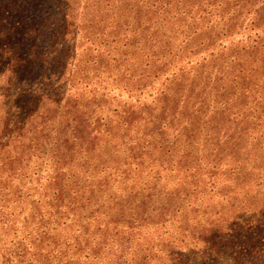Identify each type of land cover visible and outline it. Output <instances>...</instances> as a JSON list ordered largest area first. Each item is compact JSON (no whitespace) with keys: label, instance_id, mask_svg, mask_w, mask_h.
Listing matches in <instances>:
<instances>
[{"label":"rangeland","instance_id":"rangeland-1","mask_svg":"<svg viewBox=\"0 0 264 264\" xmlns=\"http://www.w3.org/2000/svg\"><path fill=\"white\" fill-rule=\"evenodd\" d=\"M73 135L90 156L64 183L100 179L141 264H264V0H0V196L21 188V220Z\"/></svg>","mask_w":264,"mask_h":264},{"label":"trees","instance_id":"trees-1","mask_svg":"<svg viewBox=\"0 0 264 264\" xmlns=\"http://www.w3.org/2000/svg\"><path fill=\"white\" fill-rule=\"evenodd\" d=\"M30 96L39 99L36 94ZM13 119L14 132H21L24 118L13 116ZM67 121L75 129L81 125L87 128L76 114ZM78 142L80 146L76 148ZM81 144L79 136L73 135L66 137L62 148L56 146L51 172L41 178L43 182L37 186V190L40 189L39 197L32 200L31 214L25 215L23 220L19 216L20 211L25 209L24 201L18 197L16 200L19 203L16 205L9 198L10 194L17 197L21 188H15L14 192L8 190L2 194L4 197L0 196V264L142 263L138 253L131 248L136 220L125 217V208L121 204L113 208L104 199L103 202L92 199L93 187L98 186L95 184L100 179L92 183V190L89 189L87 195L85 188L81 191L73 186L76 185L74 181L64 183L61 168L68 165L72 168L75 155L82 153L83 158L89 154L91 148L85 152L80 150ZM6 159L11 161V158ZM5 161L3 165H6ZM5 189L7 187L0 188V191ZM103 205L104 209L101 210ZM92 206L97 208L91 210ZM17 207H20L19 212L16 211Z\"/></svg>","mask_w":264,"mask_h":264}]
</instances>
